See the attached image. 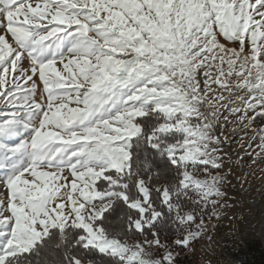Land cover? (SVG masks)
<instances>
[{
	"label": "snow or ice",
	"instance_id": "6c2138e0",
	"mask_svg": "<svg viewBox=\"0 0 264 264\" xmlns=\"http://www.w3.org/2000/svg\"><path fill=\"white\" fill-rule=\"evenodd\" d=\"M255 115L264 0H0V135L33 129L0 264H175L203 231L186 205L225 195L224 123Z\"/></svg>",
	"mask_w": 264,
	"mask_h": 264
},
{
	"label": "rangeland",
	"instance_id": "374dc122",
	"mask_svg": "<svg viewBox=\"0 0 264 264\" xmlns=\"http://www.w3.org/2000/svg\"><path fill=\"white\" fill-rule=\"evenodd\" d=\"M58 67L62 68V65ZM214 88L212 99L221 94L218 86ZM221 111L227 115L224 109ZM260 120L262 124H259ZM229 121L223 127V136L227 140L218 153L223 160L222 167L209 169L213 175L219 172L224 176L221 190L225 195L210 216H196L197 224L203 219L202 234L191 242L190 247L172 250L175 264H238L231 251L245 239L259 240L264 248L263 240L258 236V223L264 219V151L258 147L259 137L264 135V117L255 115L250 124L244 122L247 127L239 122L238 117L229 116ZM239 125V131L233 132V128ZM32 135V128H22L14 136L0 135V181L8 180L15 168L32 163L31 152L25 146ZM205 175L201 174L200 178ZM5 196L7 193L0 185V199ZM192 227L197 230L195 225ZM154 255L161 258L164 253Z\"/></svg>",
	"mask_w": 264,
	"mask_h": 264
},
{
	"label": "trees",
	"instance_id": "16d2710c",
	"mask_svg": "<svg viewBox=\"0 0 264 264\" xmlns=\"http://www.w3.org/2000/svg\"><path fill=\"white\" fill-rule=\"evenodd\" d=\"M262 122L263 121L260 120L259 124H262ZM194 198L199 199L198 196H194ZM186 210L192 211L197 217L202 215L204 218H207L212 214L213 208L209 204L208 207L201 210L200 207L187 204ZM138 238L140 239L139 236H137V239ZM174 239L175 233H169L167 242L172 243ZM231 254L238 264H264V248L259 240L245 239L244 241L239 242V244L231 251ZM87 259L95 261L96 264H104L106 258L103 254L96 253L88 256Z\"/></svg>",
	"mask_w": 264,
	"mask_h": 264
},
{
	"label": "bare ground",
	"instance_id": "6f19581e",
	"mask_svg": "<svg viewBox=\"0 0 264 264\" xmlns=\"http://www.w3.org/2000/svg\"><path fill=\"white\" fill-rule=\"evenodd\" d=\"M240 127H241V125L234 127L233 132L237 131ZM250 226L252 227V225H250ZM258 231H259L258 236L263 240V243H264V219H262L258 223Z\"/></svg>",
	"mask_w": 264,
	"mask_h": 264
}]
</instances>
